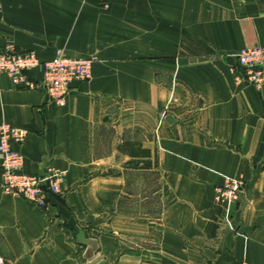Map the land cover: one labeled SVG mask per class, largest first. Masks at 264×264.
<instances>
[{"label":"crops","instance_id":"crops-1","mask_svg":"<svg viewBox=\"0 0 264 264\" xmlns=\"http://www.w3.org/2000/svg\"><path fill=\"white\" fill-rule=\"evenodd\" d=\"M7 44L97 57L64 105L0 77L21 172H65L44 207L0 186L7 264H264V84L230 72L264 46V0H0ZM230 179L239 199L217 200Z\"/></svg>","mask_w":264,"mask_h":264},{"label":"built area","instance_id":"built-area-1","mask_svg":"<svg viewBox=\"0 0 264 264\" xmlns=\"http://www.w3.org/2000/svg\"><path fill=\"white\" fill-rule=\"evenodd\" d=\"M97 57H75L57 48L48 60H40L34 50L19 51L11 44L0 50V77L7 76L18 87L40 86L47 98L57 105H64L73 88L91 76V67ZM40 68L42 79L36 84L30 78V71ZM230 72L238 79L260 88L264 84V46L246 47L236 54ZM24 132L0 123V186L7 194L24 198L35 206L44 207L50 195L60 194L65 172L52 169L45 175H31L21 172L22 156L11 147V141L21 143ZM243 179H230L215 188L217 200L237 201L243 192ZM0 264H7L0 254Z\"/></svg>","mask_w":264,"mask_h":264},{"label":"trees","instance_id":"trees-1","mask_svg":"<svg viewBox=\"0 0 264 264\" xmlns=\"http://www.w3.org/2000/svg\"><path fill=\"white\" fill-rule=\"evenodd\" d=\"M133 144L130 142H124L123 144L119 145V150L121 151H126L129 152L131 154H136L134 156H138L137 154H140V156L142 157L141 160H131L129 162V164H131L132 166L136 167V168H148L151 165V162L148 159H144V157H148L150 156L149 151L146 149H140L139 147H137L136 149H133ZM141 164V165H139Z\"/></svg>","mask_w":264,"mask_h":264}]
</instances>
